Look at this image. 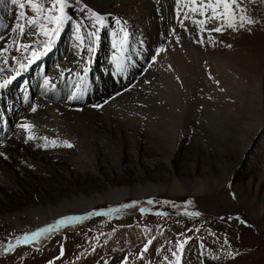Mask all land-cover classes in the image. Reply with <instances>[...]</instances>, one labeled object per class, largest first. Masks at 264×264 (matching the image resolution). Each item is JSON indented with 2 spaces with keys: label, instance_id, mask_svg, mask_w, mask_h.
I'll return each mask as SVG.
<instances>
[{
  "label": "bare ground",
  "instance_id": "obj_1",
  "mask_svg": "<svg viewBox=\"0 0 264 264\" xmlns=\"http://www.w3.org/2000/svg\"><path fill=\"white\" fill-rule=\"evenodd\" d=\"M79 1L83 9L70 8L74 24L71 50L64 61L54 64L51 78L44 79L41 68L33 73L38 81L33 85L26 76L21 79L26 86L12 80L9 84L16 87L11 99L15 111L4 109L0 98V239L12 237V247L6 255L18 251L7 258L21 255L27 262L35 256L24 248V242H16L20 237L15 235L30 236L32 233H26L45 228L60 217H82L99 206H118L126 199L161 195L176 199L198 197L196 200L203 206L224 198L223 187L232 189L236 203L264 232V56L248 54L247 50L226 52L231 43L237 42V37L227 35L229 27L226 33L223 29L213 35L221 37L219 41H214L213 36L210 41H199L194 31L186 35L190 22H176L173 18V10L182 0H125L124 7L116 0ZM92 13L103 19L95 30L99 38L92 60L102 50L100 47L106 49L100 75L93 80L88 68L81 70L80 66L85 64L87 52L78 48L72 51L77 46L74 43H80L75 39L76 26L82 20L90 23L85 15L96 21ZM262 15L264 25V7ZM183 17L185 14L180 18ZM16 21L12 17L6 32L0 35V62ZM90 25L95 27L94 22ZM253 25L256 30L257 23ZM259 32L248 42V49L264 47V29ZM117 33L132 43L131 48L145 50L143 55L147 57L148 52L160 47L153 62L145 64L143 56L131 82L120 83L119 87L106 75L117 54L112 48L113 35ZM246 34L247 31L241 41H245ZM255 70L258 73L254 74ZM5 82L8 80L0 77V85H4L0 95ZM198 145L201 148L196 150ZM232 148L239 155L229 174H208L209 163L198 158L201 151L211 149L216 153ZM190 150L194 152L191 156ZM255 153L260 154L262 168L247 169ZM228 198L225 197L229 201ZM239 230L238 236L244 237L247 231L241 227ZM217 233L214 236L218 238L221 234ZM90 237L80 232L62 244L54 240L59 246L53 249L51 244L47 253L37 257L41 259L39 264H47V255L54 250L52 256L61 254L59 259H67L70 251L91 246ZM246 237L242 243L248 244L240 249L245 248V253L238 257L225 253L219 256L226 261L223 263L264 264L262 241L257 236L256 241ZM133 248V244L127 247L128 257L133 255ZM248 248L251 252L247 253ZM121 250L118 246L109 248L110 254L117 253L118 258ZM98 254L104 258L105 250Z\"/></svg>",
  "mask_w": 264,
  "mask_h": 264
},
{
  "label": "rangeland",
  "instance_id": "obj_2",
  "mask_svg": "<svg viewBox=\"0 0 264 264\" xmlns=\"http://www.w3.org/2000/svg\"><path fill=\"white\" fill-rule=\"evenodd\" d=\"M116 1L120 3L121 7H124L125 5L127 6L125 0ZM21 2L25 4L24 9H20L18 6L13 5L11 3V0H3L2 4L0 3V35L6 32L5 30L8 27V22L12 17H17V14L21 11L25 13L24 17H21L19 19V23L24 27L25 34L21 36L19 34V28H17L16 32H13L11 30L10 40L6 45L3 57L0 62V77H3L4 80H8L5 87L6 91L4 90L5 93L4 91L1 93L0 98H2L4 101V109L9 107L13 111H15L16 105L11 102V99L15 94L16 87H14L13 83H9L12 80H17V84L21 82L20 85L26 86L27 83L23 84L21 81V79L23 80V77L26 76L29 78V83L31 82V85H33L38 82L37 80H35V78H33V73L39 71L41 68H43V78H51L50 75L55 67L54 64L59 63L61 60L64 61L66 59L67 53L69 52V50H71V31L74 27V24L72 16L70 14V8L80 7L81 9H83L84 7L83 3L79 0H65L66 7L64 8V13L67 19H65L62 26H60L58 34L50 31L49 35L45 36L42 34L39 28L28 24V19L36 18V13H33L31 11L30 7L27 4V0H21ZM35 2L37 4H42L45 9H49L52 7L53 0H35ZM204 2L207 3L208 0H204ZM212 2L215 3V0H212ZM180 5L182 6V8ZM200 6V0H196L195 5L192 4V0H182V3L178 5L179 8L175 7L173 10V18L174 20H176V22H182L183 20L186 22H190L187 24L188 28L185 31L186 35L189 34V31H194L197 40L203 41L205 39H208V41H210L214 34L219 33L214 31V28L219 27L221 28V31L224 29L225 33L228 29L230 34L227 35H229V38L237 37V42L236 44L231 43L232 47H227L226 52L228 50H231L233 52H237L238 50H247L249 51L248 54L253 53L256 55L264 56V47H259L257 49L256 47L250 46V50L247 48L250 45L248 44V42L250 43V40L254 39L255 36L260 33L259 31H262L264 29V25L262 23L264 0H237V6L234 7L233 19L231 20L223 17L208 19V17L211 16V10L206 9L205 15H200ZM193 7L197 8L196 12L190 10ZM222 11V7L218 9V12ZM156 12H158V10ZM179 12L183 13L180 14ZM51 14L59 15V5H57V10ZM183 14L187 15H185V17L183 18H180ZM47 15H49L47 11L41 14V22L45 24L46 29H55L57 27L56 24H48L47 21L42 19ZM85 18L87 19V21H90L89 24H87V22H84L83 20L79 22L80 26H82V28L80 27V35L84 37V39L83 41L79 40L80 43H74V45L77 44V46L73 47L72 51L75 50L74 48H78V50L80 51L87 52L86 56H84L83 59L85 61V64L83 65L82 63H80V66H82L81 70L88 68L89 78L93 80L100 75L99 69L102 65V58L106 54V49L100 47L99 49L102 50H100V52L97 51L95 59L92 60V54L96 47V37L94 36L88 38L87 34L89 32H95L96 27L100 26V23L92 20V16L90 15H85ZM200 20H204L205 23L203 25H198L196 23L194 24V21ZM17 22L18 21L14 23L12 29L16 27ZM93 22L95 24V27L91 28L90 24ZM228 23L234 24L231 28H227L228 26L226 24ZM253 23H257L256 30H254L255 25H253ZM192 28L194 30H192ZM201 28H203L202 32ZM120 30L123 32L125 31L124 29ZM246 31L248 32V34H246L245 36L246 39L245 41H241V39L244 37L243 33H245ZM249 32L251 33L249 34ZM227 35L224 36L227 37ZM113 36L112 48L113 52L117 50V54L113 56L112 63H114L111 66V70H107L108 72L106 73V75H109V80L114 86L119 87V85L121 84L125 85L126 83L128 84L131 82V79L133 77L132 73H134L135 70L138 71V69L141 67L139 65H141L142 63L141 60H143L142 57L144 56L143 54L145 50L142 51L141 48H131L132 43H127V40H123L124 37H121V33H117ZM213 37L214 41H219L221 39V37ZM225 38H223V41H221L222 43L224 42ZM248 38L249 41H247ZM49 41H51L50 45L48 47H45V45L49 44ZM21 44H27L30 47L29 49L25 50L24 48L20 47ZM166 44L167 43H164V46ZM69 47L70 49H68ZM89 47H92L91 49L93 50L88 51ZM118 49H122L124 52H121V50ZM159 52L160 47L155 48L154 51L150 54L148 52V57H143L146 58L145 64L153 62V60L155 59L154 57H156ZM33 53H35V55H33ZM51 65L53 66L51 67ZM88 65H91V67ZM8 68H11V70H8ZM256 73H258L257 70H255L254 74ZM97 74L99 75L97 76ZM76 75L79 76L80 74ZM116 78L118 81L116 80ZM120 81H123V83ZM99 88L101 89V86H99ZM26 91H28V88H26ZM28 94L29 97H31L30 91H28ZM4 131L5 130L3 129V132ZM262 139H264V136ZM187 145L188 144L186 142V146ZM200 148L201 145H198L195 149L197 150ZM207 151L209 153L201 151V154L198 158L199 160H202L201 157H203V159H205V163H209V168H211L212 170L208 169L206 171L208 172V174H219V176L220 174H223V172L229 174L235 167L237 161L236 157L237 155H239L238 151L235 148L229 149L228 151L223 150L216 153L211 149ZM192 153H194L193 150H190L189 155L191 156ZM255 159L257 160V162L255 161ZM250 162L251 163L249 165H246V168L248 167L247 169H251L252 167H256L255 169H258L257 167L262 168L259 165V163L261 162L259 153H257L254 157V160ZM156 163L157 162H155V164ZM223 190L225 195L224 198L214 200V202L212 201V203L203 204V206L196 200L198 197L184 196L176 199L175 197H170L167 195L147 197L138 200L126 199L121 204H118V206H99L97 208H94L85 216L75 217L78 219L67 220L64 224L59 225L54 230L41 234L38 238L29 241V243H24V248H27V250L34 253L35 255L28 259L27 262L21 255H17L12 259H8V256H15L16 252L18 251L14 252L13 254L6 255L5 253L9 252L10 250L8 245L10 244L9 241L12 240V237L2 238L3 240L0 239V264H7L14 261L15 264H39V262L41 263V259L37 257H39L43 253H47L46 250L48 251V248H50L51 244L52 246L54 244L53 249H56L57 245L56 243H54V240H56V242L59 241V243L62 244L66 239L78 236L80 232H84L88 236H91L90 239L92 240V245L83 247L76 252L73 250L75 253H73V251H70L71 253L69 252L67 259L62 258L61 260L59 258H61L62 255H58L56 258L63 261L64 263L62 264H74V262H77L76 264L82 262L83 264H225L223 262L226 261H222L219 256L224 255L225 253V256H231V253H233V256L238 257L242 252L245 253V248H243L244 251L243 249H240L244 247L243 245L248 244L242 243L245 238H248L246 236L252 237L251 239L254 241H256V238L259 237V239L262 241V252L264 253L263 230H261L258 224H256V221L246 213L244 208L240 206L238 202L236 203L232 193V189L230 187H223ZM225 197H230L228 198L229 201L225 199ZM149 200L152 201L151 204L148 203ZM124 205L131 206L123 207ZM112 209H119V211H111ZM141 209H147V211L141 213ZM157 213H162V215H157ZM190 213H199V215H190ZM66 217L58 219L57 221L63 220ZM57 221H54L53 223H51V225H55ZM70 227L72 229H70ZM240 227L247 231L245 232V234H242V236L244 237L238 236L237 232ZM37 231L34 230L32 232L31 230L26 234L34 233ZM216 231L221 234V236H219L218 238L215 237L216 235H218ZM101 233H104V236L100 235ZM235 234L236 238L234 237ZM23 235H25V233L16 234L15 236H19L21 239L24 237ZM209 236H211L212 238H210ZM37 239L38 241L36 242ZM216 239L218 240V242ZM134 242H138V244L136 245ZM170 242L171 244L169 245ZM213 242L215 243L213 244ZM131 244H133V246H136V248H133V255L128 257V253L126 252L128 250L126 249L127 247H130ZM180 244H183L182 249H180ZM117 246L121 247L122 249L121 251H119V256H121L119 258L116 255L117 253L114 254L113 252L111 253V256L109 252V248H115ZM147 247L150 248L148 249ZM61 248H63V246H61ZM145 248H147V251H145ZM234 248L237 251H235ZM97 249H99L98 252H96ZM103 249L105 250V254H103L104 258H101L98 253L100 251H104ZM246 252H251L250 248H248ZM54 253L55 250L52 252V254ZM139 253L140 255L138 256ZM1 254L3 256H1ZM52 254L48 253L47 256L49 257V259L47 257V264H57V260H54L56 258L52 256ZM128 258H130V260ZM104 260L106 261L103 262Z\"/></svg>",
  "mask_w": 264,
  "mask_h": 264
},
{
  "label": "snow or ice",
  "instance_id": "obj_3",
  "mask_svg": "<svg viewBox=\"0 0 264 264\" xmlns=\"http://www.w3.org/2000/svg\"><path fill=\"white\" fill-rule=\"evenodd\" d=\"M11 3L13 5L18 6L20 9H24L25 8V4L21 2V0H11ZM179 3V0H178ZM27 4L30 7L31 11L33 13H36V18L33 19H28V24L32 25V26H36L37 28L40 29V31L42 32L43 35L48 36L49 32H54L57 33L59 32V28L60 26H62L63 22L65 19H67L65 13H64V8L66 7V3L65 0H53L52 3V7L49 9H45V7L42 4H37L35 2V0H27ZM192 4L195 5L196 4V0H192ZM57 5H59V15H52L51 13L55 12L57 10ZM200 8H199V12L200 15H205V10L206 9H210L211 10V16L208 17V19H212V18H217V17H223V18H227L229 20L233 19V13H234V7L237 6V0H215V3L212 2V0H208L207 3L204 2V0H200ZM223 8L222 12H218V9ZM193 12L197 11L196 7H193L190 9ZM45 11H47L49 13V15L43 17L42 19L47 21L48 24H56L57 27L55 29H46L45 28V24L43 22H41V14L44 13ZM25 13L23 11L19 12L17 14V25L15 28L12 29L13 32H16L17 28H19V34L21 36H23L25 34L24 32V27L19 23V19L21 17H24ZM92 15L95 17L96 21L100 24H103V19L96 15L95 13H92ZM187 15V14H185ZM251 22V21H249ZM194 23L198 24V25H203L205 23L204 20H200V21H194ZM228 27H232L233 24L232 23H228L227 25ZM80 25L78 24L76 26V39L77 40H81L83 41L84 37H82L80 35ZM216 32H220L221 28L216 27L213 29ZM201 31H203V28H201ZM88 37H96L97 39L99 38L97 36V34L95 32H89ZM51 41H49L48 45H45V47H48L50 45ZM20 47L24 48L25 50L29 49V45L27 44H21ZM88 51H92L91 47H89ZM161 51H163V49H161ZM33 55H35V53H33ZM47 83V81H45ZM7 83V82H5ZM4 85H0V87H3ZM33 111H35V109H33ZM31 127V126H29ZM29 139H32V136H29ZM46 139V138H45ZM55 142L53 141V144ZM64 144L67 145L68 147H71L70 144H68L67 141H64ZM0 155H3V153H0ZM149 204L152 203L151 200L148 201ZM131 205H124L123 207H130ZM111 211H119V209H112ZM147 211V209H141V213ZM98 214H103V213H98ZM157 215H162V213H157ZM190 215H199V213H190ZM72 219H78L75 217H66L63 220H59L56 222L55 225H49L46 228H42L40 230H38L37 232H34L31 234V236H24L21 239L17 240V243H28L29 241L38 238L41 234L43 233H47L49 231L54 230L55 228H57L59 225L64 224L67 220H72ZM9 249H11L12 245L9 244L8 245ZM183 248V244H180V249ZM145 251H147V248H145ZM175 255V253H174Z\"/></svg>",
  "mask_w": 264,
  "mask_h": 264
}]
</instances>
